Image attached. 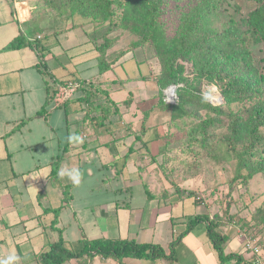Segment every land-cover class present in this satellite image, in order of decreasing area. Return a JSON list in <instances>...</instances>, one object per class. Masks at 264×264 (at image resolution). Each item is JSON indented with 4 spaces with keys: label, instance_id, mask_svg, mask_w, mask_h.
Here are the masks:
<instances>
[{
    "label": "trees",
    "instance_id": "trees-1",
    "mask_svg": "<svg viewBox=\"0 0 264 264\" xmlns=\"http://www.w3.org/2000/svg\"><path fill=\"white\" fill-rule=\"evenodd\" d=\"M41 1L55 12L53 21L36 24V17L33 16L24 23L20 34L2 51L28 47L36 50L40 60L34 68L44 74L42 67L45 66L53 48L60 45V35L90 24L109 23L110 27L102 32V29L93 32L85 29L87 40L83 45L89 44L91 48L85 52L88 58L83 60V63L91 59L96 60L99 74L104 76L128 55L132 54L134 57L131 58L138 60L135 51L149 44L160 62L159 75L154 81L161 95L159 103L170 111L171 120L176 122L186 116L194 117L196 123H192V129L197 135L203 136V144L209 139L208 135L212 129L219 127L224 130L225 133L217 143L213 139L215 141L212 148L213 159H218L227 151L238 161L233 181L247 182L256 175L264 176V76L259 74L253 64V48L264 45V0H251L256 4L255 9L241 20L230 17L227 24L223 25L220 21L225 18L224 6L227 0ZM11 3L14 8V2ZM117 15H120V20H115ZM219 23L222 28L219 27ZM2 24L0 18V27ZM25 25L28 29H25ZM116 29H122L123 35L131 34L130 36L134 35L138 40L133 41L129 49L120 53L114 50L109 55V50L114 49L121 38V35L111 36ZM37 35L41 37L36 38ZM100 37H104V42L98 45ZM185 63L192 65L188 73ZM76 72L79 70L71 71L69 73L71 78L68 80H60L53 74V84L49 87L47 82L46 86L48 94L46 103L37 117L47 116V107L54 102L58 92L57 86L76 82L79 87L75 94L59 108H64L68 117L84 113L82 122L84 125L89 122L92 130L100 131L108 126L121 129L122 115L119 111H111L112 101L108 99L104 105L94 101L97 94L108 97V90L104 88L103 93L99 88V86L103 88L104 83L84 79L77 76ZM142 78L148 80L146 76ZM113 82L118 81L116 79ZM204 82L218 86L225 97L226 106L230 107L228 110H225L223 105H214L201 94ZM170 86H178L179 99L175 104L166 102L165 90ZM132 97L134 99V96ZM236 103L243 105L242 110L238 112L230 110ZM200 112H205V115H200ZM117 116L118 119L114 120ZM86 131L87 126L84 132ZM143 133L141 141L148 146V152L151 151L150 145L154 140L160 142V154L161 150L162 152L166 150L156 127L146 128ZM192 140L198 141L195 136ZM60 161L61 159L57 161L54 168L55 175L58 173ZM181 190L184 193L190 192L189 197L194 198V202H201L200 198L195 199L192 191ZM202 222L208 225L219 264L232 262L252 264L255 259L253 255L251 260L245 261L237 251L225 252L223 244L229 237L220 235L217 231L220 223L204 214L189 218L187 230L170 243L169 254L159 244L138 243L135 240L83 239L75 249L67 245L64 239H60L49 245L48 250L43 252L39 259L41 264H66L74 259L78 264H93L97 256L103 260L119 261L125 258L151 261L162 258L177 260L175 255L177 247L193 227ZM250 230L251 227L248 232Z\"/></svg>",
    "mask_w": 264,
    "mask_h": 264
},
{
    "label": "rangeland",
    "instance_id": "rangeland-1",
    "mask_svg": "<svg viewBox=\"0 0 264 264\" xmlns=\"http://www.w3.org/2000/svg\"><path fill=\"white\" fill-rule=\"evenodd\" d=\"M18 2H28L27 6L31 8V17L29 19L33 16L36 17V24L37 22L42 21L46 23H51L53 21V13L55 14V12L50 6H46L44 1L18 0ZM255 7V2L251 0H227L226 5L224 6L225 18H223L220 22L222 25L223 23L227 24L226 22L229 21L230 17L235 20H241L246 17L249 12L255 9ZM119 16L117 15L115 20H120ZM221 23L218 25L222 28V25H220ZM90 25H86L84 28L76 29L59 36V48L55 47L52 50V54H55V56L59 55V57L51 59L52 54L47 57L48 63L45 62V66L42 67L45 73H39V78H41L40 85L42 84L45 88V86L49 84L50 87V85L53 84V74L59 77L60 80H68L71 78V75H69L68 72L74 71L77 66L79 70V72H76L77 76L83 77L87 80L90 79L95 82L104 83L103 88L102 86H99V88L103 93H105L104 88H106L110 97L109 95L108 98L97 94L94 101H97V104L100 103V105H104L109 99V101H112L113 104L111 111L120 112L122 115L120 128L127 131L124 135L118 136L126 137L128 134V128H130L132 130L129 131L130 136H133V132L135 131L134 135L137 132L138 136L143 137L144 129L156 127L166 145V150L164 152L161 150V154L159 153L157 156L153 155L152 149L150 152H143L140 162L143 161L144 163V161L148 159L152 164H154L152 161H156L157 169L155 170L156 165H151L148 170L143 171V181L140 184H138V180L132 182V184L135 182L137 183L135 186H132V190L134 192V198L132 200L124 199V197H128L132 194L131 189L127 190L124 188V182L114 181L111 182L112 184H108V182H106L107 179L103 182V178L112 177V172L101 168L103 160L100 161L99 158L93 159V157L89 155L90 152H86L87 154H85L82 160V165L85 166L83 177H80L78 185H75L76 188L73 187L72 189V192L75 191L76 193L75 201L79 206V208L76 207V210L79 209L81 212L80 219L84 222V224H82V229L84 228V230L77 231L76 224H72V229L69 230L68 236L74 238L76 235L77 238H81L83 236V232H85L89 238L104 239L103 237L110 232L111 237H113L112 235H116V233H111L112 231L110 229H107V233H105L103 225L100 222V220H104L103 218L106 216L104 213L106 209H108V212L112 210L115 212L116 204L113 203V200L116 199L117 203L119 202L121 207L134 202L131 207L134 208L137 204V206H139L142 210L148 209L149 205L152 206L154 204L146 197V188L144 185H148L150 190L157 193V195L161 197L162 193H160V181L162 182L161 185H164L165 183L166 188H174L173 190L176 191V193L178 192L177 190H180L183 201L186 203L183 208L185 216L194 214V212L197 214L207 215L210 219L220 223V226L217 229L220 235L229 237L230 239L233 236V233H235L237 237L241 236L244 238H253L262 247L264 254V176L256 175L247 182H241V180L233 181L236 175V166L238 161L229 155L227 151H224L218 159H213L212 148L214 147V142L216 141L217 143V141L220 140V137L225 133L224 130L219 127L217 129H212L208 135L209 139L205 144H203V136L197 135L192 129V123L195 119L194 117L186 116L176 122L171 120L170 111L165 109L164 106L159 103L161 95L157 91L154 81L159 75L160 62L154 55V52H152L149 44H146L135 51L134 54L137 55L138 60L131 58L133 56L131 54V57H127L123 62L120 61V64L118 63L116 67L111 69L104 76L99 74L97 66L98 63L96 60L91 59L86 63H83V60H86L87 58V53L85 52L91 48V45L89 44L83 45V43L87 40L85 29L92 32L102 29V32L110 27L109 23L103 25ZM25 29H28L27 25H25ZM122 31V29H116L114 34H111V36L121 35V38L115 44L114 49L109 50V55L113 53L114 50L120 53L129 49L132 46L131 44L133 41L135 42L138 40V38L134 35H123ZM39 37V35L36 36V38ZM103 42L104 37H100L97 44L101 45ZM13 51L15 50H10V52ZM253 54V64L259 71V74L264 76V45L254 47ZM75 64L77 65L74 66ZM185 65L188 73L192 65L188 63H185ZM143 76L148 77V80H142ZM116 79L118 82H113V80ZM119 79L121 81H119ZM42 91L43 90H41V93ZM50 91H52V88H50ZM132 93L134 94L132 95ZM201 94L204 97H207L208 101L214 105H223L225 110L230 108L229 106H226L225 97L220 92L218 86L214 84L204 82ZM132 96H134V99ZM57 106L58 105L55 102H52L47 109L50 110L51 114L55 113L53 121L56 124L57 131H59L58 133L60 135L59 137L62 141L60 150L62 151L64 148L63 146L67 142L68 127L71 129V133L74 132V134L70 136L73 143H76L77 145L85 143L82 140L83 138H81V135L75 133V131L79 130V124H68L69 117L66 115L65 109ZM242 108L243 105L236 103L232 105L230 110L238 112L239 110H242ZM201 114L205 115V112H200V115ZM83 115L84 113L76 114L79 119L84 117ZM46 117L48 118L49 115ZM71 118L74 119L75 117L72 115ZM23 119H25V121L27 120L26 118ZM117 119L118 116L114 117V120ZM37 123L38 122L36 121L35 124ZM47 123H52L49 118L47 119ZM82 125L83 129L86 126L88 129L92 127L89 122ZM21 126L22 125L17 127V129H20ZM143 126L145 128H143ZM79 132H81V130ZM194 136L199 142L192 140ZM136 137L134 136L129 139L136 141ZM213 139H215V141H213ZM57 147L58 145L54 144V148ZM57 153L59 155V151L56 150V154ZM92 154L95 155L96 151H93ZM26 155H29L28 152ZM55 166L56 161L53 163V167ZM148 166L149 165H147V167ZM16 168L18 169V167ZM71 173V170H68L66 173L64 172L61 174L62 179H64L65 182H67V180H71ZM17 174H19V172H17ZM154 176L158 178L159 181L152 178ZM126 183L128 185L130 184L127 181ZM120 188H123V190ZM181 189L192 191L195 199L200 198L201 202L195 203L194 198L189 197L190 192L184 193ZM73 207L75 206L70 205L69 208L64 209L65 214L63 221L66 223V226H68V223L71 222L69 220H72L74 215L72 212ZM112 214L115 216L114 213ZM115 219L116 218L114 217V221ZM108 222L111 223V226H114V222L110 220H108ZM250 227L251 230L248 232ZM162 228L166 229L168 228V225L162 224ZM182 228V225L177 224L175 226V231L173 228L172 232H170V229H167L164 232L167 233V235L162 241V247L168 254L171 252L170 243L173 240V235L177 236L180 234L182 232ZM150 232L151 230H149V232L146 230L143 231L142 235H140V240L144 242L151 241L153 236L152 234L150 235ZM146 233L150 237H145ZM189 237L190 242L194 239H199L197 231L193 232V234ZM202 237L205 239L207 244L211 245L212 237L210 235L208 239L205 238L204 235ZM236 240L234 239V242H236ZM232 242L233 239L231 243ZM231 243L227 246L223 244L225 252H231L236 249L235 245ZM243 244L245 245V243ZM201 245V242H197L195 246L192 245L193 247L187 244L181 245L182 248L179 246L175 251L177 260H167L162 258L157 259L156 264H197L194 253L196 248ZM199 258H201V255Z\"/></svg>",
    "mask_w": 264,
    "mask_h": 264
},
{
    "label": "crops",
    "instance_id": "crops-1",
    "mask_svg": "<svg viewBox=\"0 0 264 264\" xmlns=\"http://www.w3.org/2000/svg\"><path fill=\"white\" fill-rule=\"evenodd\" d=\"M12 1L14 8L11 5ZM16 3L17 0H0V18L3 22L0 27V264H41L39 256L48 250L49 245L60 239H64L67 245L75 249L79 247L80 240H98V238H89L85 232L81 238H77L76 235L74 238L68 236L72 224H76L77 231H83L82 224L84 222L80 219V210H76V207L79 208L75 201L76 193L72 192L73 187L76 188L75 185L78 184L74 183L72 179L65 182L62 179V173H66L68 170H71L72 173L79 170L80 177H83L85 166L82 165V160L85 154L90 152L89 155L93 159L103 160L101 167L103 170L112 172V177L103 178V182L107 179L108 184H112L111 182L114 181H122L127 184V181L130 184H124V188L132 190V186L137 184L136 182L132 184V182L138 180L137 182L140 184L143 181V171L148 170L151 165H156V170L157 162L152 161L154 163L152 164L148 159L144 161L147 164H144L143 161L140 162L142 154L147 151L148 146L141 141L142 137H136L137 132L134 135V131L133 136H130L129 131L132 130L128 128L126 137L118 136L124 135L127 130L109 126L100 131L90 128L84 132L85 128L83 129L81 121L83 117L79 119L76 115H73L74 119L69 117L68 124H79V130L75 133L80 134L85 143L78 145L73 143L70 136L74 132L71 133V129L68 127L67 142L62 151L60 150L62 141L53 121L55 113L51 114L47 109V116L49 115L48 118L52 122L49 124L47 117L37 118L47 97L46 86L44 88L42 84L40 85L39 73L41 72L34 68L39 62V54L29 47L15 50L14 53L2 51L20 34L24 25L17 18ZM57 47L59 48V46ZM57 56L59 55L52 54L51 59ZM75 70H78L77 66ZM41 90H43L42 93ZM23 118H26L28 122ZM36 121L37 124H35ZM20 125H22L21 128L17 129ZM80 130L81 132H79ZM134 136L136 141L129 139ZM54 144L58 147L54 148ZM150 147L154 156L159 155L161 147L159 141L154 140ZM56 150L59 151V155L56 154ZM93 151H96L95 155L92 154ZM27 152L29 155H26ZM59 159H61L60 167L55 175L53 163L56 161L57 165ZM147 165L149 166L147 167ZM152 178L159 181L155 176ZM159 184L161 197L150 190L148 185H144L146 197L154 204L149 205L148 209L142 210L137 204L134 208L131 207L134 202L121 207L119 202L117 203L114 199L115 212L113 210L108 212L106 209L104 211L106 216L100 222L105 233H107V229H110L111 233L114 232L116 235L111 237L109 232L103 238L135 240L138 243H154L162 246V241L167 235L164 232L167 229L172 232L174 228L175 231V226L180 224L183 227L180 234L185 232L189 225V218H194L198 214L194 212V214L185 216L183 208L186 203H184L180 192L176 193L174 188H166L165 183L161 185L160 181ZM147 188L149 192H147ZM131 193L124 199L132 200L134 198L133 190ZM70 205L75 206L72 210L74 215L66 226L63 221L64 209L69 208ZM108 220L114 222V226H111ZM162 224H167L168 228L163 229ZM145 230L147 232L151 230L150 235L153 236L151 241L140 240V235ZM196 231L199 239L190 242L189 236ZM203 235L205 238H209L208 225L204 222L194 226L179 246L185 244L195 246L197 242H201L203 246L197 247L194 253L197 264H219L213 243L207 244ZM148 236L146 233L145 237ZM177 236L173 235V240ZM242 238L244 237H237L233 233V236L228 238L224 245H229L233 239L231 244L236 247L233 251L237 250L245 261L251 260L252 254L245 252L244 249L243 243H245L246 237ZM234 239H237L236 242ZM200 255L201 258H199ZM67 263L78 264V261L74 259ZM93 264H156V260L132 258H125L122 261L103 260L97 256ZM230 264H235V262Z\"/></svg>",
    "mask_w": 264,
    "mask_h": 264
},
{
    "label": "built area",
    "instance_id": "built-area-1",
    "mask_svg": "<svg viewBox=\"0 0 264 264\" xmlns=\"http://www.w3.org/2000/svg\"><path fill=\"white\" fill-rule=\"evenodd\" d=\"M16 5L17 18L22 23L26 22L31 17V9L27 6L28 4L25 2H17ZM78 87L79 85L76 82H69L65 85H60L58 87V92L56 94L54 102L57 105H60L66 102L67 100L71 99ZM177 88L178 86H171L165 91L167 103H176L178 101ZM244 249L250 252L253 256H255V259L253 260L252 264H264L263 250L257 241H255L253 238L246 237Z\"/></svg>",
    "mask_w": 264,
    "mask_h": 264
},
{
    "label": "clouds",
    "instance_id": "clouds-1",
    "mask_svg": "<svg viewBox=\"0 0 264 264\" xmlns=\"http://www.w3.org/2000/svg\"><path fill=\"white\" fill-rule=\"evenodd\" d=\"M18 2V0H17ZM28 4V2H26ZM31 9V8H30ZM29 20V19H28ZM27 20V21H28ZM26 21V22H27ZM25 23V22H24ZM171 87V86H170ZM170 104H175V103H170ZM63 174V173H62ZM70 178L73 180L74 183H79L80 181V172L79 170H75L73 173L70 174Z\"/></svg>",
    "mask_w": 264,
    "mask_h": 264
}]
</instances>
